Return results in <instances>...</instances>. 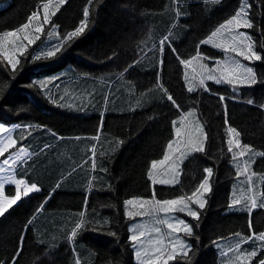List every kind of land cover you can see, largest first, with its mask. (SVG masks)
Masks as SVG:
<instances>
[{"label": "trees", "instance_id": "16d2710c", "mask_svg": "<svg viewBox=\"0 0 264 264\" xmlns=\"http://www.w3.org/2000/svg\"><path fill=\"white\" fill-rule=\"evenodd\" d=\"M51 1L0 0L7 4L0 8V37L16 32ZM242 2L67 0L15 69L0 47V123L30 129L18 135L26 134L23 144L36 153L15 175L39 189L0 216V264H142L130 239L136 218L126 215L133 207L126 209L125 201L190 197L205 168L213 176L199 218L178 214L193 230L186 236L187 256L180 253L167 264H220L218 241L264 233V207L229 211L238 169L227 144L231 126L243 145L264 153V0H248V32L262 57L251 63L256 83L207 81V91L189 92L181 63L198 53L223 62V51L202 41ZM82 21L83 31L63 40ZM54 27L60 50L47 57L41 50ZM60 71L70 76L45 77ZM190 110L206 132L204 150L183 161L176 184H153L152 164L174 139L173 122ZM256 156L253 171L264 174V156ZM6 190L16 193L14 185ZM262 192L264 199V180Z\"/></svg>", "mask_w": 264, "mask_h": 264}, {"label": "rangeland", "instance_id": "374dc122", "mask_svg": "<svg viewBox=\"0 0 264 264\" xmlns=\"http://www.w3.org/2000/svg\"><path fill=\"white\" fill-rule=\"evenodd\" d=\"M66 2L67 0H64L63 3H61L60 0H53L49 3H46L48 4L47 13L43 6L39 14L32 18L31 23L29 24L28 28L24 29L23 31H19V32L16 31L15 36H6L4 34L0 37L1 38L0 47H1L2 53H4V55L7 54L8 56H11L14 63L18 61V63H16V67L18 66L20 62V56L23 53H25L30 47V45L28 44V41L24 39V37L29 36V38L31 39H35V36L37 35L41 37L43 29L46 24L44 22L45 14H47L49 17L48 22H47L49 23L53 16L52 13H56V11H58L61 8V6L64 5ZM6 5L7 4H0V8H3ZM247 5H250L248 0H243L241 7L242 6L245 7V11L247 12V18L250 20V17H249L250 8L247 7ZM41 26H42V31L36 32V29ZM237 31L246 32L251 37V41H246L245 46L247 43H253V36L250 32H248V28L240 27L239 29H235L233 27V34H235ZM60 38L61 37H60L59 31L57 30L56 27H54L50 31L48 39L43 46L44 48L41 50L42 53H46L47 51L52 49V46L57 45L58 43L57 41ZM36 41L37 40H35V42ZM216 43L222 44L223 47L221 48L215 47L214 44ZM232 43L233 42L231 41L227 30H221V32L217 33L215 37H212V42L208 43V45L213 46L223 51L225 59L223 58V62L220 61L217 63V62H211L212 58L210 57L205 58L200 55L196 60H193L191 65L187 66V70H186L188 86H198V84L195 82L198 81L199 83V79L206 77V75L208 74L206 70L202 69L201 65H207L208 70L215 69V71H213L212 74L215 75L217 78H221L222 70L225 67H234L235 61H238L240 64H243L246 67L252 68L253 65L251 63L257 60H254V59L247 60L243 56L237 55L235 52H232L230 50L227 52L224 51V47L230 48ZM46 48H49V49H46ZM21 49H23L22 54H21ZM256 52L259 53L258 51ZM66 75L70 76L69 74L63 71H60V73H54V74H51L45 77L47 79H52V78H58L60 76L63 77ZM40 80L43 81V83H46L44 78ZM207 81H213V80L205 79V83ZM79 83L80 82H76L75 84H79ZM221 83H225V82H221ZM235 84H237L238 87L250 85L247 83L245 84L235 83ZM236 89L239 90V88H236ZM84 98H87V101H89V94L87 92L84 93ZM189 112H191L192 115H186ZM3 125L5 126L7 131L0 132V148L5 149L3 154L0 155V184L4 185L3 196H0V201L3 200L4 196H10L8 195L10 191L6 190V186L14 185L16 188L15 181L19 179L16 178L15 170L18 167L19 162L21 161L24 162L25 159L29 156V153H28L27 157L16 161V157L18 153L17 151L16 153L13 152L15 150L14 149L15 145L14 143L11 142L12 140H10L9 138H11V134L13 133L14 130L17 129V126L16 125L12 126L11 124H3ZM177 128L180 129L179 135L176 134ZM229 128H233V127L229 126L228 129ZM237 134H232V136L230 137L228 133V139L232 138L234 142L233 152H237L240 150L235 147L236 140H239L241 147L244 146L241 143V139L239 135ZM205 141H206V132L204 130L203 125L201 124V121L198 118L196 111L190 110L184 113L179 119L175 121V137L170 142L172 146L169 147L168 145V149L165 154L168 156V159L165 160L163 164L157 163L156 167L155 168L152 167V169L150 170L152 183L160 184V183H154V181L166 180L168 181V183L164 185L176 184L181 174V165L183 161L189 155L195 152L192 150V145L202 144L204 148ZM249 148L252 151L247 152V154L244 157L238 158V160H236V165L239 164L241 167L244 166V161H248L247 172L244 174L238 175V179L235 182L236 184H234L233 192H232V200L240 199L241 204L231 206L229 208V211H242V210L249 211V209L251 208V201L253 199L256 200L258 205L261 203V201H264L263 192H262L264 174H257L253 171V164L255 160L258 158V156L256 155L258 154V152L260 153V151L250 146ZM13 153L15 154L12 155ZM34 153H36V151ZM164 157L160 159L159 161L164 160ZM4 159L9 160V163L7 165L3 164ZM13 161H16V162H13ZM159 161H155V162H159ZM252 173H255V175H252ZM249 177H251L250 181H249ZM250 184L253 186L251 188V191L249 190ZM25 186H27V184H21L19 186L21 198L24 196L23 192H24ZM206 194L207 193H204L202 197L200 196V194H198V197L206 201ZM189 204L194 210H199V207L197 204L191 203L190 201H189ZM245 204H247V207H245ZM129 206L133 207L132 212L135 213V215L133 216L134 218H136L132 222L131 227H130L131 236L137 235L139 237L138 241L136 242L133 241V247L135 251V260L137 262L142 263V264H149V261H151V264H165V261L169 262L171 260V259H168L169 255H174L175 257V255L185 252L186 248L188 247V243H190L189 240L188 241L186 240L187 235L185 234V232L182 230L173 232L172 229H169L166 224L156 223V220L158 219L159 220H169V222H174L171 219L173 217L181 219L178 215L181 212L177 211V212H172V213H165V212L155 211L154 209L159 207L158 205H156L155 200L148 201L146 199H139V198L136 199V203L134 205H129ZM184 213L187 214L186 212ZM156 227H159L161 229L159 233L153 231V229ZM176 227L178 229H182L183 226L176 225ZM141 231L144 232L143 236H140ZM169 233H172V234L169 235ZM241 238H243V235L240 234L239 236L235 235L231 238L221 239L220 241L216 243L215 247L220 253V262H221L220 264H259L260 260H258V257L261 253L264 252V241L258 238H254L253 240H248V242L246 243H241L240 250H236L235 245L237 241L241 240ZM177 240H182L184 244L186 245V247L183 250H181L179 243H177ZM157 248H160L163 254H161V252H157L156 251ZM253 249H255L258 253L256 257H248L245 255H241V252H251ZM138 251L141 252V255L139 257H137L136 255ZM146 252H147V255H145ZM237 257H239V259H237Z\"/></svg>", "mask_w": 264, "mask_h": 264}, {"label": "snow or ice", "instance_id": "6c2138e0", "mask_svg": "<svg viewBox=\"0 0 264 264\" xmlns=\"http://www.w3.org/2000/svg\"><path fill=\"white\" fill-rule=\"evenodd\" d=\"M61 3L64 2V0H60ZM247 7H251V5H247ZM44 9L47 13V9H48V4L44 5ZM53 15L55 13H52ZM38 15L37 13H34L33 16ZM85 17L87 18L89 13L86 10L84 13ZM48 15L45 14L44 17V22L47 23L48 22ZM32 17L29 18V23H26L25 25H23L20 29H17L16 31H23L24 29L29 27V24L31 23ZM83 26H84V22L82 21L81 26L77 27L74 31L68 33L65 37H63V40L67 41V40H71L72 38L78 36L82 31H83ZM233 27L235 29H239L240 27H245V28H249L251 29L253 27L252 22L247 18V12L245 11V7L242 6L241 9L239 11L236 12V14L234 16H232L230 19H228L225 24H222L220 26L219 29H217L216 32L212 33V37H215L217 35V33L221 32V30H227L230 36L231 41L233 42L231 47H224V51H232L235 52L237 55L243 56L245 59L247 60H261L262 57L259 53H257L256 51L253 50V43H247L245 46V42L246 41H251V37L246 33V32H240L237 31L235 34H233ZM42 31V26L38 27L36 29V32H41ZM6 36H15L16 32H10L5 34ZM212 37H209L208 40L202 41L203 44H208L212 42ZM24 39H26L28 41V44L31 45L35 42V40H39L40 37L39 35L35 36V39H31L29 38V36H25ZM165 40H167V37L165 38ZM162 44L164 43V41L161 42ZM215 47L217 48H221L223 47L222 44L220 43H216L214 44ZM60 50V45H54L52 46V49H50L49 51H47L46 53H44L43 55L47 56V57H51L54 56L56 54V52H58ZM23 52V49H21V54ZM199 57V53L197 54V57H193L192 60H181V63L184 64L185 66L191 65L193 60H196ZM5 58L7 59L8 63L11 64L12 68L15 69L16 67V63H18V61H16L15 63L13 62V59L11 56H8L7 54H5ZM39 58V57H37ZM235 66L234 67H225L222 70V75L221 78H217L215 75L212 74L213 71H215V69L212 70H208L207 69V65H201L202 69L206 70L208 72V74L206 75V77L200 78L199 79V84L198 86H189L188 87V91L189 92H193L196 91L197 87H201L204 88L205 91H207L208 89L205 86V79L207 80H213L215 83L220 84L221 82H225V83H229V84H235V83H240V84H254L256 83V79H255V74L253 72V69L251 67H246L243 64H240L238 61L234 62ZM226 73V75H225ZM169 101H172V103L179 108V105L175 104V101L173 100L172 96H168L167 97ZM221 100H223L224 98L221 97ZM249 104H252L253 101L249 100L248 101ZM186 115H192L191 112L187 113ZM175 124V122H173ZM7 129L5 128V126L3 124H0V132H6ZM228 133L229 136L231 137L232 134H237L236 133V129L235 128H229L228 129ZM176 134L179 135L180 134V129L177 128L176 129ZM238 135V134H237ZM11 140V138H9ZM12 143H15V141H11ZM233 139L229 138L227 141L228 144V152L229 153H233V160H238V158H242L244 157L247 152H250L251 149L249 148L248 145H244L243 148L241 149L239 140L235 141V147L237 149H240L237 152H233ZM172 144H169V147H171ZM47 147V146H46ZM192 150L196 151V152H202L203 149V145L202 144H193L192 145ZM5 151L4 148H0V155L3 154V152ZM27 153L24 152L23 150H21L18 154H17V159L23 158L24 156H26ZM259 155L264 156V153H259ZM168 159V156L165 155L164 160H161L159 162H153L152 167L155 168L157 163L163 164L165 160ZM9 163L8 159H4L3 160V164L7 165ZM247 164L248 161H244V166L241 167L239 164H237V168H238V175L240 174H244L247 172ZM93 168H95V165L93 164ZM204 172L207 174L206 177L203 179V181L199 184V187L196 189V191H194L191 195V197H188L187 199L184 196H180L176 199H171V200H166V201H156V205H158L159 207L154 209L155 211H160V212H165V213H172V212H181L184 213L186 212L188 216H191L193 218L198 219L200 213L197 210H194L190 204L189 201L191 203L197 204L199 209H203L205 207L206 201L203 200L202 198L198 197V194H200V196L202 197V195L204 193L210 192L211 191V185H210V178L213 176V169L212 168H205ZM252 175H255V173H252ZM150 178H151V173H150ZM11 179V178H9ZM251 177H249V181H250ZM154 183H160V184H166L168 183V181L166 180H159V181H154ZM16 184V193L14 196H4L3 200L0 201V216L4 215L5 212L8 211L9 208H11L14 204H16L19 200H21V193L19 190V186L21 184H25L24 180H17L15 181ZM253 186L250 184L249 186V190L251 191V188ZM3 188L4 185L0 184V196H3ZM35 191H39V189L37 188L36 184H31L30 186H25L24 188V192L23 195L25 197H27L29 195L30 192H35ZM136 199L137 198H133V199H129L127 201H125V207L127 209V207L129 205H134L136 203ZM241 204V200L240 199H233L231 201V204L229 205L231 206H235V205H240ZM245 207H247V204H245ZM257 207V202L255 199H253L251 201V208H255ZM259 207H264V201H261V203L259 204ZM251 208L249 209V211H251ZM126 215L128 216H133L135 215V213L131 212V211H126ZM174 222H169V220H156L157 224H166L167 227L169 229H172L173 232L175 231H179L182 230L185 232L186 235H192V226L187 224L184 220L182 219H178V218H171ZM176 225H181L183 226L182 229H178L176 227ZM77 228L80 227V225L78 224L76 226ZM142 227V226H141ZM249 227L251 228V223L249 225ZM153 231L159 233L161 231V229L159 227H156L153 229ZM172 233H169V235H171ZM77 235V232L75 230H73L72 232V237H75ZM144 232L141 231L140 232V236H143ZM237 236H239L240 234L237 233ZM254 238H258L262 241H264V233H260L258 237H255V234H253V236H249L247 238H241V240L237 241L235 248L236 250H240V246L241 243H246L248 242V240H253ZM130 239L134 242L138 241L139 237L137 235H133L130 237ZM177 243H179L181 250H183L186 245L184 244V242L182 240H177ZM157 252H161L162 250L160 248L156 249ZM185 256H187V252L185 251L183 253ZM257 251L255 249H253L251 252H241V255H245L248 257H256L257 256ZM137 257H139L141 255V252L138 251L136 253ZM145 255H147V252L145 253ZM174 255H169L168 259H173ZM237 259H239V257H237ZM14 264V262H13ZM149 264H151V261H149ZM165 264H167V261H165ZM259 264H264V259H261L259 261Z\"/></svg>", "mask_w": 264, "mask_h": 264}, {"label": "crops", "instance_id": "0c3cea01", "mask_svg": "<svg viewBox=\"0 0 264 264\" xmlns=\"http://www.w3.org/2000/svg\"><path fill=\"white\" fill-rule=\"evenodd\" d=\"M79 85H80V83L77 85V88L80 87ZM0 124H3V123H0ZM14 125H12V126H14ZM27 129L28 128L21 127L18 130H16V131L14 130L13 133L11 134V140L12 141H15V143H14V145H15L14 146V149L15 150L13 152L16 153V151H17V153H19L21 150H23L24 152L27 153V155L24 156L23 158L27 157L28 156V153H29V156L25 159L24 162L23 161L19 162V165H18V167L15 170V174H16L17 170L19 168H21L25 162L27 163L34 156V152H35L34 149H31V147H28V146H26V145L23 144V142H25V139H26V134H24V136H22L21 133L24 132V131H26ZM28 130L30 131V129H28ZM18 131H22V132H20V134L18 135ZM16 132H17V135H16ZM34 140H35V138H34ZM15 153H13L12 155H14ZM23 158L17 159V157H16V161L21 160ZM16 161H13V162H16ZM25 184H27V186H30V184H28L26 181H25Z\"/></svg>", "mask_w": 264, "mask_h": 264}, {"label": "bare ground", "instance_id": "6f19581e", "mask_svg": "<svg viewBox=\"0 0 264 264\" xmlns=\"http://www.w3.org/2000/svg\"><path fill=\"white\" fill-rule=\"evenodd\" d=\"M236 184V183H235Z\"/></svg>", "mask_w": 264, "mask_h": 264}]
</instances>
